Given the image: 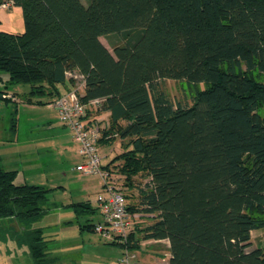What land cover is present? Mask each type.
Masks as SVG:
<instances>
[{
    "label": "trees",
    "instance_id": "obj_1",
    "mask_svg": "<svg viewBox=\"0 0 264 264\" xmlns=\"http://www.w3.org/2000/svg\"><path fill=\"white\" fill-rule=\"evenodd\" d=\"M15 6L24 31L0 30L5 88L29 85L31 103L57 98L56 86L66 81L72 88L68 72L84 76L80 100H102L98 112L109 115L99 143L110 134L131 140L119 169L125 185L142 164L147 172L137 205L128 203L129 211L153 218L140 239L168 240L169 264H264V245H251V232L264 230V0H15ZM100 37L115 39L112 53ZM165 79L203 87L190 106L174 105L160 88ZM11 112L14 130L16 103ZM15 178L0 165L2 240L14 238L23 264H50L36 222L48 211L51 190ZM71 207L94 214L89 204ZM140 239L132 231L127 248L137 250Z\"/></svg>",
    "mask_w": 264,
    "mask_h": 264
},
{
    "label": "rangeland",
    "instance_id": "obj_2",
    "mask_svg": "<svg viewBox=\"0 0 264 264\" xmlns=\"http://www.w3.org/2000/svg\"><path fill=\"white\" fill-rule=\"evenodd\" d=\"M83 4H87V0H81ZM0 30L21 34L24 31V25L22 21V14L19 7H13L10 10L0 9ZM101 43L112 53L111 42H114V38L100 37ZM0 77L2 81L0 82V89L2 91L10 93L11 96L15 97L14 100H10V103L17 104V115L20 116L21 121H27L29 117H36L44 121H50L54 125H58V115L55 108L47 102L54 101L55 97H48L46 95L40 97L32 98L35 101H42L44 104L36 105L33 107L34 112H25L28 107L23 105L22 101H26L28 93L30 90L29 85L17 84L13 86H7L5 88L4 82L7 80V74L0 70ZM76 82L72 80V86ZM200 85L194 86L185 83L181 80H171L165 79L160 81V88L168 95L169 99L174 105L180 103L183 106H190L193 101V96L197 89L203 87ZM16 93V94H11ZM82 93V91H80ZM18 96V97H17ZM21 102H20V101ZM4 106L3 102L0 100V106ZM8 109H11V105H8ZM100 120V119H99ZM106 120V119H105ZM101 119L102 128L105 129L109 127L108 121ZM112 132V131H111ZM103 147H100V154H106V158L102 160L105 165L108 164L109 168L112 169L113 177L120 189L126 195V199L131 201V205H137L138 191L143 187L149 180L146 176L147 172L144 170V165L142 164V170L134 176L131 186H126L123 179L124 176L119 172V169L124 164V156H130V150L132 149L130 138H125L121 140L116 134H110L103 137ZM80 155L75 153V151L69 150L67 154H64L62 159V166L53 169L55 175L50 178L47 185L54 187L53 191L47 195V201L44 203V207L50 210L46 216H43L36 222V225H45L46 233L45 239L48 240L49 245V258L51 260L50 264H107L110 257H114L120 253V248L117 245L106 244L102 239L98 237L96 233L86 232L81 230L77 225H71L67 228H61L59 226V220L61 217H66L69 212L59 210L58 208L53 209L52 205L60 206L70 202H76L79 198L77 193L79 188L84 185V183H99L97 177L91 178L83 176L79 171L75 169L76 164L79 161ZM141 157V156H139ZM122 185V186H119ZM97 188L93 187L87 194L89 198L97 197ZM103 193V191L101 192ZM96 197L94 198L96 201ZM96 204V202H95ZM135 208V206H133ZM53 210V211H51ZM97 221L96 217H92L88 220V224H94ZM82 222H85L83 220ZM145 224L137 229V234H142ZM6 236L4 231H0V264H2L3 259L7 258V253L9 249V241L2 240V237ZM251 245L252 248H261L264 245V230H255L251 232ZM56 248H59L58 250ZM60 250V251H59ZM145 247L137 249L138 253H144ZM16 252V250H15ZM166 254V253H165ZM12 264H23L24 258H16V254L13 253ZM162 256H158V259L163 258L165 260L166 255L162 253ZM53 257L57 258L56 260ZM28 260H30L28 258ZM31 263V262H30ZM6 264V263H4ZM32 264V263H31ZM163 264H169L166 258Z\"/></svg>",
    "mask_w": 264,
    "mask_h": 264
},
{
    "label": "crops",
    "instance_id": "obj_3",
    "mask_svg": "<svg viewBox=\"0 0 264 264\" xmlns=\"http://www.w3.org/2000/svg\"><path fill=\"white\" fill-rule=\"evenodd\" d=\"M56 88L60 92V94H62L71 88V84L66 81L65 84L57 85ZM6 93L10 95V93ZM1 102H3L5 107L3 105L0 106V165L6 170L16 172V183L43 186L50 189L52 192L54 187L48 186L47 182L50 178L53 177V175H55L53 169L57 168V166H62V159L64 157V154H67L69 150L75 151V153L77 154V144L73 141L70 132L59 122V120L58 125H54L50 121L46 122L36 117H29L27 121H21L20 116H18V118L16 117V112V125L14 130H12V112L11 109H8V105L10 104L12 107L13 104L10 102L9 104H6L4 100H1ZM34 102L35 100L33 99L31 100V103L22 101L23 105L29 108L28 110L24 109V111L31 112L32 114L34 112L33 107L36 106ZM52 102L53 101L47 103L52 105ZM15 103L18 104L19 102L17 101ZM90 114L93 118H96L98 120L100 119L101 127L103 126L101 119H106L105 122L108 121L109 115L107 112H97ZM102 145L103 143L100 144L101 148L103 147ZM102 157L103 159L106 158V154L102 155ZM81 161L82 159L81 157H79V161L76 166L81 163ZM86 177L94 178V176ZM93 187L97 188V194H100L102 192V187L98 182H96V185H94V183L86 184L85 182L84 185L79 188V191L77 193V197L79 199L76 202H70L60 206H56V204L52 205L53 209L58 208L59 210L69 212L66 217H61V219L59 220V226L61 228H67L71 225H77L79 226V228H81V230L93 233V231L88 230L86 227L88 225V220L92 217H96V222H98L101 218L95 204L94 198L96 196L94 198H89V195L87 194ZM127 202L129 204L131 203L130 200H127ZM77 203L89 204V206L94 209V214H89V212L82 214L75 213L71 205ZM49 211L50 210H48L47 213ZM47 213L44 216H46ZM83 220H85V222H82ZM152 221L153 218L150 216H143L140 218L139 223L134 228L135 236L138 239H140L141 234H137V229H139L140 226L142 228L143 224H145L146 226L149 225ZM10 226L16 231L19 230V227L15 222L10 223ZM38 227L43 230V234L46 233L47 229L45 225ZM9 239L10 240L8 241L10 250L7 253V258L3 259L2 264H12L13 253L18 254V248L16 247L14 238ZM105 243L109 244L107 242ZM142 247H145L144 253H138L137 250L133 251L136 257L134 261L135 264H163L166 258L168 259V261L170 259L169 243L166 239H140L138 243V249ZM56 249L58 250L59 248ZM162 253L166 255L165 260L163 258L158 259V256L164 257L162 256ZM122 254L123 250L122 248H120V253H118L114 257L111 256L107 261V264H116Z\"/></svg>",
    "mask_w": 264,
    "mask_h": 264
},
{
    "label": "built area",
    "instance_id": "obj_4",
    "mask_svg": "<svg viewBox=\"0 0 264 264\" xmlns=\"http://www.w3.org/2000/svg\"><path fill=\"white\" fill-rule=\"evenodd\" d=\"M15 7V0H0V9L10 10ZM67 77L76 82L72 88L55 98L52 106L55 108L59 122L70 132L77 144V152L82 161L75 169L86 176L99 179L103 193L96 197V206L100 220L93 225V232L100 238L122 248L123 254L116 264H135V254L127 248L129 234L144 213L128 210V202L124 192L116 184L113 171L105 168L100 154L101 125L100 120L90 113H97L102 103L100 99L82 102L79 98L84 87V76L78 72H68ZM3 98L14 100L9 94Z\"/></svg>",
    "mask_w": 264,
    "mask_h": 264
}]
</instances>
